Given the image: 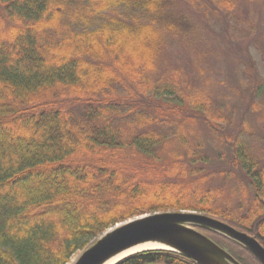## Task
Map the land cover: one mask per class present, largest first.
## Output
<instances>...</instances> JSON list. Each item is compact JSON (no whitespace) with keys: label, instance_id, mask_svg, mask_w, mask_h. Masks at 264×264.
I'll list each match as a JSON object with an SVG mask.
<instances>
[{"label":"trees","instance_id":"1","mask_svg":"<svg viewBox=\"0 0 264 264\" xmlns=\"http://www.w3.org/2000/svg\"><path fill=\"white\" fill-rule=\"evenodd\" d=\"M237 4L0 0V264H66L107 227L166 211L264 246V159L170 58L206 6L234 20ZM154 263L195 264L169 250L115 264Z\"/></svg>","mask_w":264,"mask_h":264},{"label":"rangeland","instance_id":"2","mask_svg":"<svg viewBox=\"0 0 264 264\" xmlns=\"http://www.w3.org/2000/svg\"><path fill=\"white\" fill-rule=\"evenodd\" d=\"M234 1L239 15L234 20L224 10L206 6L195 19L202 31H195L190 48L178 45L170 58L184 69L194 90L210 92L218 102L227 103L231 128L240 125L239 130L245 123L242 137L260 160L264 159V91L256 90L264 84V0ZM209 5L213 8L214 4ZM81 251L73 253L66 264H72Z\"/></svg>","mask_w":264,"mask_h":264},{"label":"water","instance_id":"3","mask_svg":"<svg viewBox=\"0 0 264 264\" xmlns=\"http://www.w3.org/2000/svg\"><path fill=\"white\" fill-rule=\"evenodd\" d=\"M200 229L240 244L264 264V246L254 236L219 219L190 211L147 213L116 224L84 248L72 264H104L119 253L143 244L158 247L134 251L116 262L140 251L169 250L195 264H241Z\"/></svg>","mask_w":264,"mask_h":264},{"label":"flooded vegetation","instance_id":"4","mask_svg":"<svg viewBox=\"0 0 264 264\" xmlns=\"http://www.w3.org/2000/svg\"><path fill=\"white\" fill-rule=\"evenodd\" d=\"M200 231L204 234H206L209 238L214 240L217 244H219L221 247L226 249L231 255L234 256V258L241 264H260L255 257L249 253L244 247H242L240 244L231 241L217 233L207 231V230H201ZM212 235L216 236L219 239H222V242H219L216 240V238H213ZM259 243L263 246V244L259 241ZM238 250L239 254H235L232 252V250ZM248 262V263H247Z\"/></svg>","mask_w":264,"mask_h":264},{"label":"bare ground","instance_id":"5","mask_svg":"<svg viewBox=\"0 0 264 264\" xmlns=\"http://www.w3.org/2000/svg\"><path fill=\"white\" fill-rule=\"evenodd\" d=\"M153 247H158V245H155V244H143V245L135 246L133 248H130V249L126 250V251H123V252L119 253L118 255L110 258L104 264H113L114 262H116L117 260H119L120 258H122L123 256H125V255H127L129 253H132V252L137 251V250L153 248Z\"/></svg>","mask_w":264,"mask_h":264}]
</instances>
